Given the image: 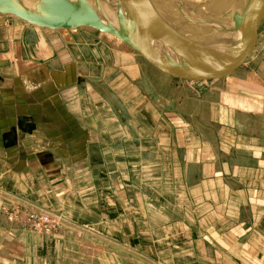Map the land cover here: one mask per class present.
I'll use <instances>...</instances> for the list:
<instances>
[{
  "label": "crops",
  "instance_id": "1",
  "mask_svg": "<svg viewBox=\"0 0 264 264\" xmlns=\"http://www.w3.org/2000/svg\"><path fill=\"white\" fill-rule=\"evenodd\" d=\"M69 33L0 24V264H264V73L168 98L137 56Z\"/></svg>",
  "mask_w": 264,
  "mask_h": 264
},
{
  "label": "water",
  "instance_id": "2",
  "mask_svg": "<svg viewBox=\"0 0 264 264\" xmlns=\"http://www.w3.org/2000/svg\"><path fill=\"white\" fill-rule=\"evenodd\" d=\"M235 2L240 6L224 11L220 20L195 22L212 29L200 45L171 27L164 0H0V18L15 17L50 31L92 28L122 40L168 76L205 82L235 73L259 45L264 0Z\"/></svg>",
  "mask_w": 264,
  "mask_h": 264
},
{
  "label": "rangeland",
  "instance_id": "3",
  "mask_svg": "<svg viewBox=\"0 0 264 264\" xmlns=\"http://www.w3.org/2000/svg\"><path fill=\"white\" fill-rule=\"evenodd\" d=\"M7 21H13L19 22L21 20L10 17V18H3L1 20L0 18V24L7 22ZM206 20L201 19H189L185 21H179L175 23H171V27L176 31L177 34H179V37L184 39L192 38L196 42L202 44L207 43L206 38H204L203 35H205L208 32H212L211 28L209 29L207 26L203 25H197L196 23H204ZM208 21V20H207ZM223 21V20H222ZM196 22V23H195ZM209 22V21H208ZM218 22V21H217ZM83 30H70V31H60L63 34H67L69 32L70 35H73L74 38H81L85 41H100L98 45H100V50L104 51V54L106 57H109L110 55V49L111 45L118 49V51L126 52L134 57L137 56L136 61L141 65L143 71H147L149 74V80L146 81V87L151 90L152 88H157V93H161V95H164L168 98L172 95L170 89L178 87V85H181V83L187 82L194 85H212V87H216L219 89H226L231 90L232 94H235L236 92V84L237 81L234 80L236 77H250L252 74H255L254 78L256 79V75L259 71L264 73V21L261 22L257 29V34L259 35V45L257 47V50L253 57L248 61V63L241 68H239L235 73L232 75H229L221 80L218 81H205V82H190L185 80H180L173 78L171 76H168L159 70H157L155 67L148 64L145 59H143L141 56H139L135 51L132 50L127 44H125L122 40L109 35L107 33H101L95 29L92 28H81ZM48 30V29H47ZM76 31V32H75ZM102 39L100 40L99 39ZM105 40L106 42H104ZM169 79L172 80H167ZM264 82V81H263ZM144 85V86H145ZM262 86V85H261ZM205 87V86H203ZM239 87V85H238ZM249 89H251L250 86ZM245 87V88H246ZM263 87H261V93H262ZM205 93V95H204ZM182 92H180V96L182 98ZM200 100H207V101H216L219 100L220 92L213 91L212 93L208 92V90L205 88V92L200 93ZM199 105V104H198ZM198 108V107H197ZM199 108L204 114V109L207 107L204 106L203 101L200 103ZM207 113V112H206ZM12 210H18L19 215L15 223H17L19 226L24 227L26 230L32 233H41L45 235H52L56 232H59L61 230V222H63V219L61 216L55 212H42V213H32L25 211L24 209H8V211ZM27 214L34 215V220L32 222H29L26 217Z\"/></svg>",
  "mask_w": 264,
  "mask_h": 264
},
{
  "label": "bare ground",
  "instance_id": "4",
  "mask_svg": "<svg viewBox=\"0 0 264 264\" xmlns=\"http://www.w3.org/2000/svg\"><path fill=\"white\" fill-rule=\"evenodd\" d=\"M164 2L170 23L192 18L208 21L220 20L224 11L240 6V3H236L235 0H164ZM179 6L183 7L184 12L180 10Z\"/></svg>",
  "mask_w": 264,
  "mask_h": 264
},
{
  "label": "built area",
  "instance_id": "5",
  "mask_svg": "<svg viewBox=\"0 0 264 264\" xmlns=\"http://www.w3.org/2000/svg\"><path fill=\"white\" fill-rule=\"evenodd\" d=\"M5 214H6V217L8 219L9 222H16L17 218H18V215L20 214L18 210H12V211H8V209H5L4 210ZM34 215H31V214H27V217L26 219L29 221V222H32L34 220Z\"/></svg>",
  "mask_w": 264,
  "mask_h": 264
}]
</instances>
